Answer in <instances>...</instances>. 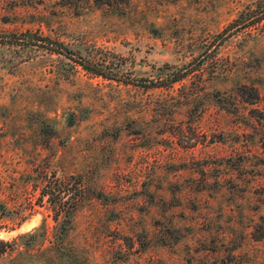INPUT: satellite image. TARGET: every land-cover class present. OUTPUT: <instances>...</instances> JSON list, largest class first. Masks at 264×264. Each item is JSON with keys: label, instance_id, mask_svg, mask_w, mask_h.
Returning a JSON list of instances; mask_svg holds the SVG:
<instances>
[{"label": "rangeland", "instance_id": "1", "mask_svg": "<svg viewBox=\"0 0 264 264\" xmlns=\"http://www.w3.org/2000/svg\"><path fill=\"white\" fill-rule=\"evenodd\" d=\"M123 2L0 0V264H264V0Z\"/></svg>", "mask_w": 264, "mask_h": 264}, {"label": "trees", "instance_id": "2", "mask_svg": "<svg viewBox=\"0 0 264 264\" xmlns=\"http://www.w3.org/2000/svg\"><path fill=\"white\" fill-rule=\"evenodd\" d=\"M97 4L108 5L115 8H120L123 6L125 2L123 0H93ZM127 2V1H126ZM128 3V2H127ZM260 16L264 17V6L261 7ZM258 16V17H260ZM256 18V17H254ZM240 17L235 18L230 25H233L237 21H239ZM252 19H244L243 24L248 28L251 24ZM24 40H30L29 38H24ZM53 46L50 47L52 50H60L62 48V43L58 41H54ZM84 66L96 74L106 75L102 71L94 69L87 65V63H83ZM178 73L174 74L171 77H168L167 80L163 79L162 81H151L154 85H165L170 84L175 81L181 80L188 73L187 71H177ZM239 92L245 100L249 102H256L260 97V91L256 85H248L242 84L239 88ZM75 176V174H71L70 177ZM86 186L80 178L78 181H71L70 178L66 177H52L46 179L45 185L42 189V193L40 195V202H42L43 198L46 197L48 202L50 203L51 209L53 210V218L55 221L62 225L63 229H68L70 226L73 216L75 212L78 210L80 204L86 197ZM42 204V203H40ZM2 224V223H1ZM0 227H11L8 225H1ZM13 227V226H12ZM12 246V241L0 239V253L6 251L9 247Z\"/></svg>", "mask_w": 264, "mask_h": 264}]
</instances>
